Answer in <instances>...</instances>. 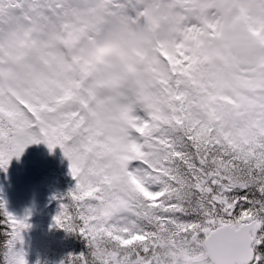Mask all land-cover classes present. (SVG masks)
<instances>
[{"label":"snow or ice","instance_id":"6c2138e0","mask_svg":"<svg viewBox=\"0 0 264 264\" xmlns=\"http://www.w3.org/2000/svg\"><path fill=\"white\" fill-rule=\"evenodd\" d=\"M40 143L61 264H264V0H0V170ZM29 219L0 201V264Z\"/></svg>","mask_w":264,"mask_h":264},{"label":"trees","instance_id":"16d2710c","mask_svg":"<svg viewBox=\"0 0 264 264\" xmlns=\"http://www.w3.org/2000/svg\"><path fill=\"white\" fill-rule=\"evenodd\" d=\"M34 145V144H33ZM33 145L29 146L31 148ZM37 146L46 158L41 173L45 189L43 213V231L31 242L25 251L26 235L24 233V251L27 253L28 264H61L70 255H79L86 251L85 242L77 235L60 230L54 225V217L60 211L61 197H66L74 187V180L69 172V162L60 148L50 151L46 144ZM20 158H13L6 172L0 170V201L6 204L8 212L17 218H23L19 209L16 191V179L20 170ZM258 235H264V227ZM256 253L264 257V243L258 245Z\"/></svg>","mask_w":264,"mask_h":264},{"label":"rangeland","instance_id":"374dc122","mask_svg":"<svg viewBox=\"0 0 264 264\" xmlns=\"http://www.w3.org/2000/svg\"><path fill=\"white\" fill-rule=\"evenodd\" d=\"M46 158L41 149L34 144L27 148L20 157V170L16 179V191L19 209L24 217L30 215L27 230L25 251L29 245L43 231L44 202L46 199L42 180V170Z\"/></svg>","mask_w":264,"mask_h":264},{"label":"water","instance_id":"95a60500","mask_svg":"<svg viewBox=\"0 0 264 264\" xmlns=\"http://www.w3.org/2000/svg\"><path fill=\"white\" fill-rule=\"evenodd\" d=\"M261 231V230H260Z\"/></svg>","mask_w":264,"mask_h":264}]
</instances>
